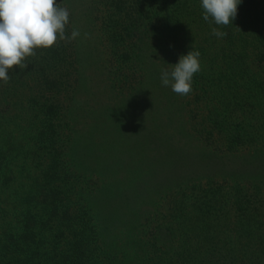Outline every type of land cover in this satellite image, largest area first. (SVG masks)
I'll use <instances>...</instances> for the list:
<instances>
[{
	"label": "trees",
	"instance_id": "obj_1",
	"mask_svg": "<svg viewBox=\"0 0 264 264\" xmlns=\"http://www.w3.org/2000/svg\"><path fill=\"white\" fill-rule=\"evenodd\" d=\"M57 3L70 13L66 35L80 36L35 49L0 81V264H264V0H241L227 26L205 21L200 0ZM197 50L192 91L163 86L156 54L170 68ZM99 66L120 85L159 74L182 110L159 166L142 158L128 184L102 160L88 181L91 158L86 176L69 159L63 109ZM10 113L23 116L19 130ZM149 187L163 194L159 212L130 218Z\"/></svg>",
	"mask_w": 264,
	"mask_h": 264
},
{
	"label": "rangeland",
	"instance_id": "obj_2",
	"mask_svg": "<svg viewBox=\"0 0 264 264\" xmlns=\"http://www.w3.org/2000/svg\"><path fill=\"white\" fill-rule=\"evenodd\" d=\"M155 61L159 64L158 72L168 69V66L159 61V53L156 54ZM99 71L107 73L104 66H99L97 71L90 67L83 71L75 96L63 109L70 163L76 172L86 176L88 172L82 171V163L92 160L94 166L92 174L88 175V181L100 179L99 173L94 170L100 169L97 162L102 160L105 168L113 167L109 172L114 184L134 182L139 174L136 169L138 170L142 158H145V164L157 162L156 165L159 166V149L171 141L179 130L177 125L182 110L178 105L171 106L170 99L161 95L158 88L159 74L155 75L158 80L144 77L130 85H120L115 79L108 80L103 75H98ZM156 83L158 85L155 87ZM115 93L122 94L118 97L120 100L113 96ZM171 114L173 116L169 122L167 116ZM10 116L18 130L25 125L20 114L10 113ZM14 125L10 123L7 126ZM151 148H155L158 158L153 159ZM80 179L77 178L78 182L75 180L77 184H82ZM160 193L161 191L157 192L150 187L143 190L137 198L134 197L138 200L129 207L132 210L129 217H135L140 212H151V215L159 212V208L155 211L154 208L156 205L159 207V202H162ZM162 195L161 193V197Z\"/></svg>",
	"mask_w": 264,
	"mask_h": 264
},
{
	"label": "clouds",
	"instance_id": "obj_3",
	"mask_svg": "<svg viewBox=\"0 0 264 264\" xmlns=\"http://www.w3.org/2000/svg\"><path fill=\"white\" fill-rule=\"evenodd\" d=\"M240 3L241 0H200L203 19L216 25L232 24ZM69 16L68 9L57 0H0V81L8 83L13 66L26 68L24 60L34 56L35 49L49 48L57 40L71 42L80 36L76 29L66 35ZM211 34L218 38L227 35L217 28H212ZM199 57L198 50L179 56L177 63L161 70L162 85L178 95H188L194 74L201 70Z\"/></svg>",
	"mask_w": 264,
	"mask_h": 264
}]
</instances>
